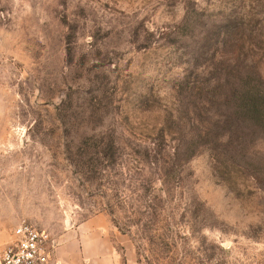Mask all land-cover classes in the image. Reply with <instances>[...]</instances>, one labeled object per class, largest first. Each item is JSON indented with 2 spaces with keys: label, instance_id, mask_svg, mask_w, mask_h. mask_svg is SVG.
Listing matches in <instances>:
<instances>
[{
  "label": "rangeland",
  "instance_id": "374dc122",
  "mask_svg": "<svg viewBox=\"0 0 264 264\" xmlns=\"http://www.w3.org/2000/svg\"><path fill=\"white\" fill-rule=\"evenodd\" d=\"M91 220L264 264V0H0V251Z\"/></svg>",
  "mask_w": 264,
  "mask_h": 264
},
{
  "label": "crops",
  "instance_id": "0c3cea01",
  "mask_svg": "<svg viewBox=\"0 0 264 264\" xmlns=\"http://www.w3.org/2000/svg\"><path fill=\"white\" fill-rule=\"evenodd\" d=\"M132 245L104 228L99 220L79 226L76 233L55 240L47 264H135Z\"/></svg>",
  "mask_w": 264,
  "mask_h": 264
},
{
  "label": "built area",
  "instance_id": "2783aa9c",
  "mask_svg": "<svg viewBox=\"0 0 264 264\" xmlns=\"http://www.w3.org/2000/svg\"><path fill=\"white\" fill-rule=\"evenodd\" d=\"M55 240L31 224L15 227L12 240L0 251V264H47L53 254Z\"/></svg>",
  "mask_w": 264,
  "mask_h": 264
}]
</instances>
